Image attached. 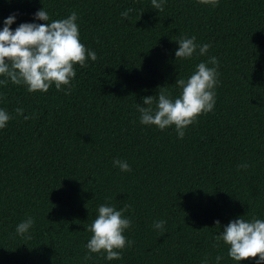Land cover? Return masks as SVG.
<instances>
[{"label": "trees", "instance_id": "16d2710c", "mask_svg": "<svg viewBox=\"0 0 264 264\" xmlns=\"http://www.w3.org/2000/svg\"><path fill=\"white\" fill-rule=\"evenodd\" d=\"M43 7L50 20L75 11L97 59L74 65L68 94L0 86L12 115L0 129V264H215L217 255L236 264L215 237L239 216L264 219V0H167L159 12L151 0H0V26L17 14L14 29ZM180 35L210 43L207 55L176 59ZM209 56L218 61L213 111L182 139L174 125L140 123L143 97L177 96L176 80ZM104 203L132 221V246L112 261L85 247ZM29 216V234L18 235Z\"/></svg>", "mask_w": 264, "mask_h": 264}, {"label": "clouds", "instance_id": "9594fccd", "mask_svg": "<svg viewBox=\"0 0 264 264\" xmlns=\"http://www.w3.org/2000/svg\"><path fill=\"white\" fill-rule=\"evenodd\" d=\"M166 2L167 0H151V5L159 12L163 11ZM199 2L216 6L217 0ZM129 11L125 10L121 16L126 18ZM16 20L17 14H10L0 26V86L11 82L25 86L32 93L47 92L54 85L57 90L68 94L71 81L76 76L74 65L78 64L83 68L87 66V60L97 59L96 52L86 48L81 42L77 13L73 11L65 18L50 20L43 7L33 13L31 21L21 22L13 29L12 25ZM174 41L178 44L176 59L205 56L211 47L210 43H197L195 36L180 35ZM209 64L212 66L209 67ZM217 69V58L209 56L207 61L197 63L186 79L176 80L175 84L180 88L177 96L159 91L155 96L143 97V106L140 103L136 105L140 123L154 125L160 130L174 125L177 136L182 139L185 128L194 123L199 115L214 110L215 87L219 82ZM15 112L23 115L24 109L17 107ZM29 118L24 116L25 120ZM11 119L12 115L0 107V129L7 127ZM112 163L121 171L131 170L126 160L114 159ZM239 167L246 168L247 164ZM96 211L95 219L87 228L91 236L85 247L88 253L102 254L105 260L120 259L122 250L131 247L133 243L124 235L132 221L123 215L125 209H116L107 203L98 205ZM244 217L230 220L215 239L228 246L227 255L236 264L249 258H254V264H264V219ZM34 223V218L29 216L17 224L15 231L18 235L26 236ZM215 223L220 225L218 220ZM165 224V220H154L152 226L154 229L164 230ZM222 259V256L217 255L215 264H220ZM201 264H209V260L205 258Z\"/></svg>", "mask_w": 264, "mask_h": 264}]
</instances>
